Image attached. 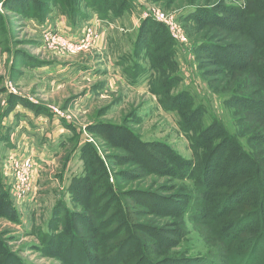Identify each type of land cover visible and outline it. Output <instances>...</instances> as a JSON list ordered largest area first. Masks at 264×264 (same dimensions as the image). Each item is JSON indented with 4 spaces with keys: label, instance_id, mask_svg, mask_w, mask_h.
I'll return each mask as SVG.
<instances>
[{
    "label": "rangeland",
    "instance_id": "rangeland-1",
    "mask_svg": "<svg viewBox=\"0 0 264 264\" xmlns=\"http://www.w3.org/2000/svg\"><path fill=\"white\" fill-rule=\"evenodd\" d=\"M124 3L0 0V264H264V0L95 8ZM67 24L98 37L45 34ZM18 98L51 116L29 128Z\"/></svg>",
    "mask_w": 264,
    "mask_h": 264
},
{
    "label": "trees",
    "instance_id": "trees-1",
    "mask_svg": "<svg viewBox=\"0 0 264 264\" xmlns=\"http://www.w3.org/2000/svg\"><path fill=\"white\" fill-rule=\"evenodd\" d=\"M124 1V0H123ZM123 3V2H122ZM125 6L120 10V11H118L119 10V8L117 7V9H114L115 11H113V8H112V4L109 6V7H105V8H98V6H96L95 8H96V10L99 12V15H100V17L102 18V19H104V20H111V19H115V18H119L122 14L121 13H124V12H126V11H128L131 7H132V0H125ZM145 23H150V24H152L153 25V27H154V29H157V30H161L163 33H166V34H169V30H168V28L162 23V22H160V21H157V20H155V19H153V18H151V17H148V18H145L144 20H143V22H142V25L141 26H143ZM142 28V27H141ZM172 41V40H171ZM174 44H175V41H172L171 42V45H172V48H171V53H173L174 52ZM39 65H41V64H39ZM36 66H38V65H36ZM42 66V65H41ZM184 94H186V93H184ZM10 104H14L12 107H11V109L12 108H15L16 107V104H22V105H24V106H26V107H29V108H31L32 110H34V112L36 113V114H38V115H45V116H51V112H50V110L49 109H47V108H39V107H34V105L33 104H31V103H29V102H26V101H24L23 99H21V98H18L17 100L15 99V101L13 102V103H11L10 102ZM10 109V110H11ZM168 109V111H170V110H175V109H172V108H167ZM14 110V109H13ZM195 111H196V109H194ZM64 121V124H66V126H68V128H69V130L71 131V130H73V132H75V127L72 125V124H70L68 121H66L65 119L63 120ZM183 122V121H182ZM197 122V121H196ZM196 122H190V124L189 123H186L185 124V122L183 123V124H181V126L183 127V129L184 130H186V131H192L193 130V128H195L196 126H197V123ZM215 123H213V124H211V125H209V126H207V127H205V130L204 131H202V132H200L198 135H197V139H201V138H199V136L201 135V134H203V135H205L204 133H206L207 131H209L210 129H211V127L214 125ZM195 141H196V139H195V137H194V139L192 138V142H193V144L195 143ZM90 144H91V147L94 149V151H98L97 150V147H96V145L95 144H93V143H91V142H89ZM247 156V155H246ZM247 157H249V156H247ZM175 160V159H174ZM179 162H182V158H180L179 157V159H177ZM100 165H102V169H103V171H105V175L107 176V179H108V182H109V186H111V188H112V190H113V192L114 193H116V194H119V188L117 187V185H116V182H114V183H111L110 182V177H109V168H107V163H105V161H103V160H101L100 161ZM192 166H189L188 165V167H186V166H181V167H178L177 169H179V174H184V176H194L195 175V173L193 172V170H194V167L196 166V169L198 170V172L199 171H206L207 172V165L205 166V167H203V168H197V163H196V161H194L192 164H191ZM181 168V169H180ZM167 169H168V167H167ZM196 181H198V179H196ZM119 199V203H120V210H121V214H122V216L125 218V219H127V222H126V224H128V216H129V207H128V205H127V202L123 199V197L122 198H118ZM5 201H6V204L8 203V200H6L5 199ZM12 207V206H11ZM8 210H10L11 212H15L14 211V209H12V208H10V207H8ZM197 210V212H199L200 213V211L198 210V209H196ZM190 211L191 212H193V211H195L194 209H190ZM62 233L63 232H58V233H55L57 236H62ZM44 235H49V233L48 232H44L43 233Z\"/></svg>",
    "mask_w": 264,
    "mask_h": 264
},
{
    "label": "built area",
    "instance_id": "built-area-1",
    "mask_svg": "<svg viewBox=\"0 0 264 264\" xmlns=\"http://www.w3.org/2000/svg\"><path fill=\"white\" fill-rule=\"evenodd\" d=\"M133 1L135 4H139V0H133ZM145 14L148 17H153L157 21L167 22V19L164 13H160L154 8H149L148 10H145ZM45 34L47 35V37L53 38V42L59 41L65 46H67L69 49H74V50L83 49V48L88 47L92 43V41H95L98 37V34L92 29H89L83 35H80L79 38L78 37L74 38V36H71L69 34L67 35L65 32H61L59 30L58 32H56V30H49ZM175 38L178 40L180 39L177 36H175ZM20 160L21 162L24 163L23 165H20L21 170H23L24 173L27 175L26 176L24 173H22V181L27 183L30 177L29 172L31 171V168H32L31 164L33 163H31L30 159H20Z\"/></svg>",
    "mask_w": 264,
    "mask_h": 264
},
{
    "label": "crops",
    "instance_id": "crops-1",
    "mask_svg": "<svg viewBox=\"0 0 264 264\" xmlns=\"http://www.w3.org/2000/svg\"><path fill=\"white\" fill-rule=\"evenodd\" d=\"M65 27L66 28H65L64 32L67 35L69 34V35L74 36V37L77 35L74 31H71V30H73L72 26H70L69 24H67ZM16 106H17L16 109L14 108L15 110L13 111V113L15 114L14 115L15 118L27 117V118L22 119V120H26V123H27V125H28L29 128H31L30 125H29V123H31V125L34 126V122H36L38 120V117H42L43 116L41 118V120L44 119V117H46L45 115H38V114H36L34 112V110H32L31 108L26 107V106H24L22 104H17Z\"/></svg>",
    "mask_w": 264,
    "mask_h": 264
}]
</instances>
